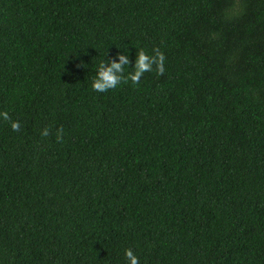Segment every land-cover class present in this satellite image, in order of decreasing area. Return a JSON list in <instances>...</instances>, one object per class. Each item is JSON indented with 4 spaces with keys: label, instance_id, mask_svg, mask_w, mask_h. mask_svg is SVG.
<instances>
[{
    "label": "trees",
    "instance_id": "obj_1",
    "mask_svg": "<svg viewBox=\"0 0 264 264\" xmlns=\"http://www.w3.org/2000/svg\"><path fill=\"white\" fill-rule=\"evenodd\" d=\"M239 3L0 0V264H264V0ZM156 48L162 76L92 89Z\"/></svg>",
    "mask_w": 264,
    "mask_h": 264
},
{
    "label": "clouds",
    "instance_id": "obj_2",
    "mask_svg": "<svg viewBox=\"0 0 264 264\" xmlns=\"http://www.w3.org/2000/svg\"><path fill=\"white\" fill-rule=\"evenodd\" d=\"M243 7L237 0L236 11L225 16V19L231 20L235 19L238 15L242 14ZM119 62L110 61L108 66H104V62L98 66V72L96 73L95 79L92 82V89L96 92H106L110 89L116 88L119 84L128 83L131 81L133 84H139L141 78L146 72L155 71L158 76H162L165 72V56L158 49H153V54H147L143 49H140L136 55V62L134 66V71L127 77L120 75L125 71L124 66L128 64V58L126 55H120L118 57ZM83 66V65H78ZM0 119L9 123L12 131L17 132L20 130L19 121H13L9 116L8 112H0ZM51 134V129L45 127L41 130L40 135L42 137H48ZM56 140L58 142H63V129L58 128L56 130ZM124 256L127 260V264H140L137 255L132 249H125Z\"/></svg>",
    "mask_w": 264,
    "mask_h": 264
}]
</instances>
